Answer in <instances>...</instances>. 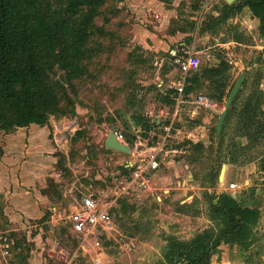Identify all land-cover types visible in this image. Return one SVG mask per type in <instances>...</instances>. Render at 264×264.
Wrapping results in <instances>:
<instances>
[{
	"label": "rangeland",
	"instance_id": "obj_1",
	"mask_svg": "<svg viewBox=\"0 0 264 264\" xmlns=\"http://www.w3.org/2000/svg\"><path fill=\"white\" fill-rule=\"evenodd\" d=\"M171 1L180 3L171 6L176 9L177 16L163 15L153 4H145L142 0H106L97 7L88 27L84 75L71 78L56 64L45 77L58 97V104L49 118L53 143L56 144L55 132L60 137V132H66L69 136V143L64 149L66 153L60 149L55 151L59 156L58 170L62 169L69 181L74 179L72 166L90 168V176L101 175L106 167L108 170L112 167L120 174L125 173L126 160L135 158L139 151L163 140L167 133L165 127L172 126L170 135L161 146L160 163L163 164L165 156L170 158L174 154L177 161L191 162L199 181L210 186L209 174L217 149L216 145L211 147L210 139L216 135L219 115L228 97L226 94L243 71H246L243 96L259 86L263 89L264 36L260 34L259 24L246 23L244 17L240 20L225 19L226 0ZM242 13L243 16L247 14ZM173 34L181 37L176 38L171 48L153 52L148 47L159 39L169 43ZM178 40L189 46L187 50L197 51L199 57L187 77L174 62L171 50L178 48ZM182 55L187 54L184 52ZM222 58L233 61H228L230 67L223 77L202 74L197 82L193 81L192 85L187 83L196 73L201 74L204 67L217 64ZM188 85L193 87L194 94L204 93L220 105L219 114L213 117L207 130L202 128L203 117L210 112L196 108L190 102L192 98H187L180 110L175 111V97L179 88L183 87L186 91ZM62 125L69 129L57 130L56 127L59 129ZM112 125L121 127L118 136L131 146L130 154L112 151L105 146L104 141ZM188 132L191 138L203 140L205 148L190 145ZM243 138L238 140L246 143L247 140L244 142ZM171 146L177 147V151L169 155L166 151ZM252 152L248 151L241 157L238 165H244L243 162ZM170 182L169 185L175 184V180ZM217 182L213 185L216 186ZM232 182L236 181L229 180L228 183ZM232 190L228 187L224 192L233 194ZM206 196L209 200V194ZM263 202V198L258 200L259 204ZM67 205H70V201ZM65 211L70 213L69 210ZM185 211L186 206L173 197L159 200L149 189H140L124 197L112 213L123 231L120 241L133 239L134 245L130 251L121 252L115 241L107 242L103 264H164L167 262L165 251L171 237L190 241L214 225L213 222L198 231L195 229L197 223L194 224L198 219L190 221L179 214ZM192 211L195 212V209ZM66 224L60 234L71 245L72 237L66 234L69 223ZM11 226L13 223L0 218V228L10 230L16 240L13 248L8 250L10 264L54 262L51 246L45 244L42 249V244L35 239L37 231L24 228L12 230ZM263 255L264 247L258 249V245L250 249L229 245L214 254L212 264H263Z\"/></svg>",
	"mask_w": 264,
	"mask_h": 264
},
{
	"label": "trees",
	"instance_id": "obj_2",
	"mask_svg": "<svg viewBox=\"0 0 264 264\" xmlns=\"http://www.w3.org/2000/svg\"><path fill=\"white\" fill-rule=\"evenodd\" d=\"M105 1L0 0V130L48 122L58 97L45 77L56 64L71 78L84 75L88 27L97 7ZM244 8L259 20L260 34L264 36V0L225 3L223 16L228 19ZM229 67V62L222 58L217 64L204 67L201 74L196 73L187 83L192 85L202 74L223 77ZM192 90L188 85L186 93ZM243 90L230 106L220 137L213 139L217 149L216 166L209 174L212 186L224 162L239 164L248 151L254 154L243 163L258 160L264 171V90L259 86L245 96ZM243 137L246 143L238 140ZM191 145L205 147L202 143ZM209 196V215L214 225L190 241L171 237L164 264H212L223 243H237L250 249L259 209L249 207L246 199L228 192Z\"/></svg>",
	"mask_w": 264,
	"mask_h": 264
},
{
	"label": "crops",
	"instance_id": "obj_3",
	"mask_svg": "<svg viewBox=\"0 0 264 264\" xmlns=\"http://www.w3.org/2000/svg\"><path fill=\"white\" fill-rule=\"evenodd\" d=\"M142 1H145V4H147V2L153 4L159 13L165 14L168 17L177 16L175 13L176 9L171 6H178L180 4L171 0ZM165 2L171 5L168 6ZM242 12L247 14L243 16ZM215 14L218 15L217 12ZM157 16L159 15H156V17ZM243 17L245 18L244 22L256 23L258 26L259 20L253 18L251 12L246 8H244L241 13L235 14L228 19L240 20ZM170 37L169 43L159 39L153 46L148 45V47L153 52L160 51L161 49L165 50L167 47L171 48L170 45L176 41L177 37L180 39L181 36L173 34L170 35ZM177 43L178 46H176L178 48L171 49L175 63L176 56L174 53L178 52V54H183L185 50L189 49V46H187L184 41L178 40ZM190 51L192 52L194 63H196L197 60L199 61L197 51ZM226 60L233 63L231 60ZM206 110L210 113H207L206 116L203 117L204 126L202 125V128L204 130H207L213 117L219 114V111ZM56 128L57 130L64 129L66 131L69 129L68 126L65 127L63 125L60 126L59 129L58 127ZM120 128L121 127H119V131ZM189 133L190 132L187 133L188 137L191 135H189ZM60 134L61 137L59 134L56 135L55 132L54 138L56 144H54L53 138L51 137L49 120L43 125L30 123L8 130H0V218H5L6 221L13 223V226H11L12 230L24 228L27 229V231L28 229L29 231H37L35 239L42 244V249L45 244L50 245L52 254H54L55 240L64 238L60 233L63 225L66 226V223H68V214L64 213V211H71L73 209L71 196L74 193L81 192L111 194L110 184L112 183V179L105 173L110 171L116 173L112 167H109V170L106 167L104 168L105 171L102 170L103 175L98 174L90 176V168L82 166L79 169L72 166L71 173H73L74 179L71 181L66 179L62 169H60V171L58 170L59 156L55 154V151L60 149L62 152L66 153L67 150L64 151V149L69 143V136L66 132H60ZM203 134L205 135V133ZM213 139H210V142H212L211 147H213ZM202 141L203 140L200 138L194 139L190 137L189 144L191 145L192 142L197 144ZM243 141L245 142L246 138H243ZM112 151L115 150L112 149ZM176 151L177 147L171 146L166 153L170 155V153ZM215 155H213L214 158H216ZM162 162L164 165L160 163L159 168L153 172L149 185L145 188L136 189L130 194L140 189H149L155 193L159 200H162L163 197H173L179 204H184L186 206L187 211L184 213L179 212V214L189 218L190 221H192V219H198V222H194V224L197 223L195 229L199 231L213 223L207 208L212 198L209 196L210 198L208 200L206 195L216 194L218 197V195L228 189V187L230 189L231 183H228L229 180H234L236 182L232 183L237 184L238 188L232 190L234 192L232 196L242 200L246 199L245 202L249 207H256L260 211L259 220L253 229V242L250 248L254 247V245H258V249L259 247H264V202L258 203L260 198L264 199V171L260 169L258 160L247 162L244 165L224 162L223 164L227 165L225 178L223 181H220L218 177L220 182H217L216 186H212V184H210V186L203 185L197 177L195 166L188 161H177L174 154H171L170 158L165 156ZM215 166L216 161L214 160L212 167ZM171 180H175V184L169 185ZM159 190L162 191L165 196H162ZM217 197L213 199L214 202H217ZM121 199L117 202V205ZM68 201H70V205L65 206ZM116 206L111 210L112 216V212L115 210ZM188 207L192 208V210L195 209V212L189 210L190 208ZM116 226L123 235V231L117 223ZM0 233L7 239L6 242H3L7 245L9 244L7 249L13 248L12 246H14L16 240L11 236L10 230L0 228ZM70 233L68 229L66 234L70 235ZM128 242H132L134 245L133 239ZM229 245L240 246L237 243H223L220 249L228 248ZM7 255L6 260L7 263L10 264V258H8ZM254 255H256V253H254ZM262 257L264 264V255L261 256V258Z\"/></svg>",
	"mask_w": 264,
	"mask_h": 264
},
{
	"label": "built area",
	"instance_id": "obj_4",
	"mask_svg": "<svg viewBox=\"0 0 264 264\" xmlns=\"http://www.w3.org/2000/svg\"><path fill=\"white\" fill-rule=\"evenodd\" d=\"M187 55L175 52L176 63L181 68L184 77L190 74L193 67V57L190 50L184 51ZM187 98H192V104L196 108H205L211 111H219V103L204 93H186L183 87L175 97V111L178 112ZM172 126H166V135L163 140L145 150L138 152V155L126 160L124 164L125 173L106 172L112 179L110 190L112 193H74L71 198L73 209L68 214V223L72 244L66 240H55L54 262L47 264H102L106 243L115 241L119 244L121 252H128L132 249V242L120 241L122 234L117 229L111 210L124 196L139 188H145L153 172L159 166V153L161 146L165 143L166 137L170 135ZM152 137V135H150ZM152 140V139H151ZM231 189H237L235 183L230 184ZM7 239L0 233V264H8L6 255L9 244Z\"/></svg>",
	"mask_w": 264,
	"mask_h": 264
},
{
	"label": "water",
	"instance_id": "obj_5",
	"mask_svg": "<svg viewBox=\"0 0 264 264\" xmlns=\"http://www.w3.org/2000/svg\"><path fill=\"white\" fill-rule=\"evenodd\" d=\"M228 3H233L236 0L230 1V0H226ZM246 79V71H243L239 78L237 79V81L235 82V84L233 85V87L231 88L229 95L227 97L226 103L224 105V108L222 110V112H220L219 115V120L217 122V126H216V138L218 139L223 131L225 122H226V118L230 109V106L232 105V103L234 102L235 98L237 97V95L240 93L243 84L245 82ZM118 132H119V126L117 125H112L110 127V131L107 134V138L105 141V146L107 148L116 150V151H120V152H124L127 154H130L132 152L131 150V146H129L128 144H125L124 142H122L119 138H118ZM226 168L227 165L223 164L220 174H219V180L223 181L224 179V175L226 172Z\"/></svg>",
	"mask_w": 264,
	"mask_h": 264
},
{
	"label": "bare ground",
	"instance_id": "obj_6",
	"mask_svg": "<svg viewBox=\"0 0 264 264\" xmlns=\"http://www.w3.org/2000/svg\"><path fill=\"white\" fill-rule=\"evenodd\" d=\"M230 1H233V0H230ZM227 169V168H226ZM226 174V173H225ZM224 177H225V175H224Z\"/></svg>",
	"mask_w": 264,
	"mask_h": 264
}]
</instances>
